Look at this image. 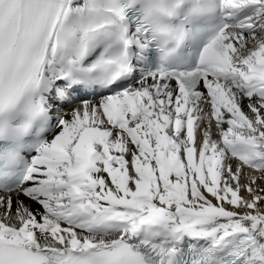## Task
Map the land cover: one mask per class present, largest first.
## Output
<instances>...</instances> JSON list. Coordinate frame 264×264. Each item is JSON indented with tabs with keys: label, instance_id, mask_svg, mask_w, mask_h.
<instances>
[{
	"label": "snow or ice",
	"instance_id": "1",
	"mask_svg": "<svg viewBox=\"0 0 264 264\" xmlns=\"http://www.w3.org/2000/svg\"><path fill=\"white\" fill-rule=\"evenodd\" d=\"M0 264H264V0H0Z\"/></svg>",
	"mask_w": 264,
	"mask_h": 264
}]
</instances>
